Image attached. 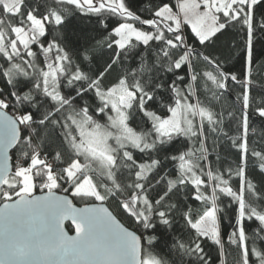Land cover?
<instances>
[{"label": "trees", "instance_id": "obj_1", "mask_svg": "<svg viewBox=\"0 0 264 264\" xmlns=\"http://www.w3.org/2000/svg\"><path fill=\"white\" fill-rule=\"evenodd\" d=\"M102 0L77 5L68 0H19L9 12L0 1V30L13 38L23 28L26 46L0 48V106L20 124L12 155L13 173L24 158L38 154L53 161L34 163V193L56 190L76 204L97 201L72 192L83 175L109 209L142 241V258L158 264H264V0L235 17L217 11L220 28L205 40L188 25L175 28L157 15L177 0ZM29 15L44 20L34 32ZM129 23L151 33L146 41L117 45L115 27ZM123 80L133 98L127 125L145 135L151 146L116 149L109 177L95 167L72 177L64 171L80 155L71 118L91 124L107 121L100 94ZM210 113L194 133L158 132L155 117L166 118L178 92ZM197 127V119L195 123ZM197 161L201 181L180 170L181 158ZM54 174L56 184H50ZM14 186L0 188V203L17 196ZM6 194H10L6 197ZM141 199H143L141 201ZM215 207L218 238L194 224ZM66 227L71 230L67 223Z\"/></svg>", "mask_w": 264, "mask_h": 264}, {"label": "rangeland", "instance_id": "obj_2", "mask_svg": "<svg viewBox=\"0 0 264 264\" xmlns=\"http://www.w3.org/2000/svg\"><path fill=\"white\" fill-rule=\"evenodd\" d=\"M5 9L9 12H15L18 7L19 0H0ZM77 5H92L93 0H68ZM109 5H116L122 9L117 0H102ZM257 0H177L176 10L168 6L161 8L158 16L171 20L175 28H181L183 24L189 26L194 34L200 40H205L214 34L219 28L220 23L217 20V11L222 12L229 17H235L245 11L244 6H249ZM32 29L38 34L44 31V20L37 19L29 15ZM13 38L7 40L9 34L7 31L0 30V48H5L8 41V51H16V42L21 46H26L29 40L27 32L21 27H13ZM114 33L117 35V45L124 46L131 39H137L143 42L148 41L151 33L143 32L129 23H122L115 27ZM101 99L105 101L107 121L104 125L91 124L89 119L82 116H74L71 118L75 131L72 134L74 146L80 159L75 161L68 167L64 174L68 177L80 173L84 169L95 167L105 177H109V166L112 162V156L119 147L134 146L138 148H147L151 146V141L145 135L133 131L126 122L127 110L133 98V93L127 89L123 80L114 85L108 91L100 94ZM264 116V109L260 110ZM152 118H155V127L158 132L168 133L174 131H182L184 133H196L198 127L202 128L203 121L211 120L210 113L204 110L195 100L187 101L182 92H178V100L172 108L170 115L166 118L155 117L151 112H146ZM197 119V127H195ZM41 162L38 157H34L31 166ZM199 166L197 161L192 158H181L180 170L185 178H188L195 184L201 179L196 173ZM30 168L27 170L24 166H18L14 175H9L4 180L7 186L16 184L15 175L20 177V186L16 193L31 195L34 193V183L31 176ZM51 182L48 186L52 187L56 184L54 174L50 175ZM74 193L86 194L93 196L98 202L101 198L96 192L89 175H83L78 181ZM9 197L10 194H6ZM143 199H141L142 201ZM264 223V217H260ZM194 227L203 235H207L212 239L218 238V227L216 221V211L213 206L210 208L195 224ZM142 264H158L154 259H143Z\"/></svg>", "mask_w": 264, "mask_h": 264}, {"label": "water", "instance_id": "obj_3", "mask_svg": "<svg viewBox=\"0 0 264 264\" xmlns=\"http://www.w3.org/2000/svg\"><path fill=\"white\" fill-rule=\"evenodd\" d=\"M20 134L0 106V188ZM0 264H142V241L104 202L76 204L56 190L19 194L0 203Z\"/></svg>", "mask_w": 264, "mask_h": 264}, {"label": "built area", "instance_id": "obj_4", "mask_svg": "<svg viewBox=\"0 0 264 264\" xmlns=\"http://www.w3.org/2000/svg\"><path fill=\"white\" fill-rule=\"evenodd\" d=\"M37 157H38V159H39L40 161L46 163L47 166H52L53 161L50 160V159H47L46 155L38 154ZM13 161H14V163H15L16 165L24 166L25 169H27V170L30 168L29 165H26V164H25L24 158H22V157H16V158L13 159Z\"/></svg>", "mask_w": 264, "mask_h": 264}, {"label": "crops", "instance_id": "obj_5", "mask_svg": "<svg viewBox=\"0 0 264 264\" xmlns=\"http://www.w3.org/2000/svg\"><path fill=\"white\" fill-rule=\"evenodd\" d=\"M162 8H163V7H162ZM159 10H160V9H159ZM159 10L157 11V14H158Z\"/></svg>", "mask_w": 264, "mask_h": 264}, {"label": "bare ground", "instance_id": "obj_6", "mask_svg": "<svg viewBox=\"0 0 264 264\" xmlns=\"http://www.w3.org/2000/svg\"><path fill=\"white\" fill-rule=\"evenodd\" d=\"M45 186H47V187H48V185H45Z\"/></svg>", "mask_w": 264, "mask_h": 264}]
</instances>
